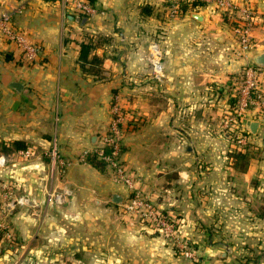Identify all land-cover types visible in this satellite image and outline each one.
I'll return each instance as SVG.
<instances>
[{"label": "crops", "instance_id": "0c3cea01", "mask_svg": "<svg viewBox=\"0 0 264 264\" xmlns=\"http://www.w3.org/2000/svg\"><path fill=\"white\" fill-rule=\"evenodd\" d=\"M94 1L98 14L79 23L59 0H0V15L10 11L17 29L40 49L28 63L0 39L3 144L37 151L35 162L46 161L56 142L69 147L68 160L95 153L109 134L113 97H126L121 161L145 198L176 225L187 211L189 225L208 227L210 264L253 256L247 243L264 244V116L252 112L244 127H227L226 119L244 63L235 55L238 7L250 5L252 35L262 43L264 0H230L231 13L208 4L174 18L167 0ZM151 41L159 43L158 76ZM261 53L264 47L255 56ZM249 121L259 123L256 133ZM244 134L250 141L239 146ZM110 184L100 188L108 197L102 206L112 214L111 234L102 237L109 256L97 250V258L136 264L137 255L139 264H161L160 258L175 257L160 234L127 216L118 220L122 202L113 196L124 201L129 192Z\"/></svg>", "mask_w": 264, "mask_h": 264}, {"label": "rangeland", "instance_id": "374dc122", "mask_svg": "<svg viewBox=\"0 0 264 264\" xmlns=\"http://www.w3.org/2000/svg\"><path fill=\"white\" fill-rule=\"evenodd\" d=\"M170 2L176 0H167L166 3ZM91 4L94 8L92 18L98 14L99 9L95 2ZM214 8L224 11L216 7L215 3ZM167 9L170 10L169 6ZM64 14L68 15L65 10ZM169 15L171 16L170 12ZM154 46L160 52L158 41H151L148 49L152 60ZM155 74L153 65V75ZM125 107L126 97L119 94L113 97L111 123L113 119L120 117L122 121L119 127L121 126L125 121L124 114L127 115ZM122 137L121 131L118 142L110 146L115 150L117 145L116 161L124 170L123 178L117 173L118 166L114 167L108 161L104 173L91 167L85 160L89 152L68 160L66 153L69 147H61L56 142L45 155L46 161L35 162L39 156L37 151L22 155L12 146L4 145L0 136V264H111V257L96 256L97 250H103V255L108 254L106 245H109V241H102V237L106 238L111 234V225L108 224L112 214L102 206L106 205L104 202L108 197H102L100 189L107 187L108 182L109 187L110 183H114L129 192L128 197L120 204L122 210H117L118 220L123 216L135 219L143 231L160 234L165 239L168 250L176 254L175 257L168 254L163 259L160 258L161 264L211 263L207 257L208 227L189 225L187 211L182 213L184 221L177 225L175 219L171 220L170 214L162 211L160 217L165 225L160 226L158 222L146 218L140 207L132 210L126 208L136 194L144 201L148 202V199L136 186L135 179L129 176L126 165L121 161ZM111 138L116 139L114 135ZM98 174L104 175L106 182ZM124 178L131 179L133 189L126 187ZM244 249L252 251L253 256L232 259L233 264L264 262V254L258 253L264 252V244L260 247V244L255 246V243L248 242ZM137 260L138 256L135 255L134 261L139 264Z\"/></svg>", "mask_w": 264, "mask_h": 264}, {"label": "built area", "instance_id": "2783aa9c", "mask_svg": "<svg viewBox=\"0 0 264 264\" xmlns=\"http://www.w3.org/2000/svg\"><path fill=\"white\" fill-rule=\"evenodd\" d=\"M203 1L207 2L208 4H213L212 6H214L215 3L216 7L223 9L225 12L231 13L235 10V6L233 5V3H230L228 0ZM59 2L65 12L70 15L85 16L90 18L91 15L94 14V8L88 0H59ZM177 2L178 1L176 0L175 4H173L170 8L169 12L171 16L179 15V9L176 5ZM238 12L241 19L240 26L237 30L238 47L235 51V55L241 58L244 63L242 65L236 92L234 95L237 98L236 108L232 112V115H230L226 119L227 127L236 125L244 127L245 121H247V118L249 117V115H251L252 112H255L258 117L264 116V92L262 89L264 67H259L254 62L255 53L259 52L261 48L264 47V41L262 43L257 42L252 35L253 20L250 5L248 3L244 4V6L239 8ZM0 39L11 44L14 49L17 50L20 59L28 63L34 62L39 57V47L36 43L30 41L22 31L17 29L13 21V15L10 11H3L0 15ZM154 49V72L158 76L162 70V66L160 64L161 58L160 52L156 51L157 49L155 46ZM121 121L122 118L120 117L112 120L109 134L104 139L103 147L111 144H116V142H118L121 136V130L119 127V123H121ZM113 135L116 139L111 138V136ZM249 141L250 139L248 134L241 135L239 138H237L239 146L246 145ZM103 147L95 150V153L102 159L113 164L114 167H117V145H115V150L113 148L114 151H112L110 154H105L102 149ZM29 153L30 151H24L21 154L26 156L29 155ZM115 161L117 162V164L115 163ZM117 169V173H119L121 178H123L124 170L122 169V166H118ZM124 182L127 184L126 187L128 189L134 188L131 179L124 178ZM134 207H140L143 215L154 222H158V225H165V222L160 217L161 212L157 210L151 202L140 199L137 194L134 195L133 200H131L130 203H127L126 205V208L128 210H132Z\"/></svg>", "mask_w": 264, "mask_h": 264}, {"label": "trees", "instance_id": "16d2710c", "mask_svg": "<svg viewBox=\"0 0 264 264\" xmlns=\"http://www.w3.org/2000/svg\"><path fill=\"white\" fill-rule=\"evenodd\" d=\"M90 1L91 3H94L95 1L94 0H88ZM89 2V3H90ZM90 3V4H91ZM175 4V2H170L168 4L169 8H171V6ZM178 9H179V15H182L184 14L185 12L187 11H198L204 7H206L208 5L207 2L203 1V0H194V1H188V0H179L177 3H176ZM170 11V10H169ZM77 17H80L79 20H77ZM71 18L74 19V20H77L79 23L83 20H86L88 19V17H85V16H78V15H71ZM240 76V74L238 75V77ZM236 92V90H235ZM235 95V93H234ZM236 103H237V98L236 96H233L232 97V112L235 110L236 108ZM14 149H19V148H23L24 146L23 145H18L16 142H13L12 145H11ZM103 151L105 154H110L112 151H113V147L110 146V145H107V146H104L103 148ZM239 156V155H238ZM86 162L92 166L94 169L100 171V172H103L105 171V168H106V164H107V161L102 159L101 157H99L96 153H91V154H87L86 156Z\"/></svg>", "mask_w": 264, "mask_h": 264}, {"label": "water", "instance_id": "95a60500", "mask_svg": "<svg viewBox=\"0 0 264 264\" xmlns=\"http://www.w3.org/2000/svg\"><path fill=\"white\" fill-rule=\"evenodd\" d=\"M79 18L80 17H77V20H79ZM254 62H255V64L257 66L264 67V53H261V54L255 56L254 57ZM11 86L13 88H15L16 90H21L23 88L22 87L23 85L21 83H18V82H13L11 84ZM247 126H248V128H249V130L251 132L256 133V131H257L258 127H259V123L258 122H255V121H249L247 123ZM113 201L115 203H121V202H123V198L121 196H119V195H114L113 196Z\"/></svg>", "mask_w": 264, "mask_h": 264}]
</instances>
